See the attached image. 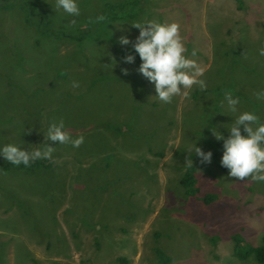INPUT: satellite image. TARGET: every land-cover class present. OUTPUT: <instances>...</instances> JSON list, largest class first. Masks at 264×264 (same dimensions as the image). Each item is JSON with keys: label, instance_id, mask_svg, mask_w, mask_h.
<instances>
[{"label": "rangeland", "instance_id": "1", "mask_svg": "<svg viewBox=\"0 0 264 264\" xmlns=\"http://www.w3.org/2000/svg\"><path fill=\"white\" fill-rule=\"evenodd\" d=\"M119 2L77 0L71 17L55 0H0V148L55 147L40 159L48 169L0 170V264H256L235 257L233 237L260 244L264 182L229 177L213 131L227 138L244 111L264 122L255 95L264 92V0H139L134 19H97ZM146 20L180 25L205 90L159 102L142 61L124 62L132 47L119 38L134 41L131 24ZM83 32L81 43L71 38ZM226 91L239 97L238 113ZM61 119L73 139L83 135L79 148L44 138ZM195 146L212 152L210 164ZM187 169L192 197L179 185ZM206 194L216 197L208 205Z\"/></svg>", "mask_w": 264, "mask_h": 264}, {"label": "clouds", "instance_id": "2", "mask_svg": "<svg viewBox=\"0 0 264 264\" xmlns=\"http://www.w3.org/2000/svg\"><path fill=\"white\" fill-rule=\"evenodd\" d=\"M55 9L62 10L71 17L80 15V8L77 0H55ZM103 21L104 17L97 18ZM77 21H69L70 26H75ZM132 27L139 29V35L134 41L127 36H121L119 43L131 44L134 53L138 54L142 61L137 69L149 83L154 85L155 97L159 102L171 103L178 95L187 97L188 91L193 86H199L203 91L207 84L200 79L204 75L202 68L196 60L188 58L185 53L187 49L180 34V25L176 22L160 23L156 20H146L145 22H135ZM259 54L264 56V47L259 49ZM191 55H197V50L193 49ZM136 56L128 54L123 57L125 63H134ZM112 60L115 61L113 57ZM116 63V61H115ZM107 65V64H106ZM124 75L129 74L128 69H122ZM73 88H78V82L73 81ZM257 99H264V92L255 93ZM224 100L227 108L232 113H238L239 97L233 98L232 93L226 91ZM229 135L225 138L218 131H213L217 140L223 141V155L221 166L228 169V176L237 181L264 182V122L260 118L248 111L240 112L230 127L227 128ZM246 135H242V131ZM31 134V128L27 130ZM47 141L57 142L61 145H71L79 148L84 137L73 139L65 130L64 121L53 122L49 125L46 136ZM193 149H189L191 151ZM195 155L199 157L201 164H210L212 152L203 151L200 147H194ZM55 147L45 145L43 149L28 151L13 144H7L0 148V156H3L10 164L29 166L31 162L39 159H52ZM187 166H193V161H186Z\"/></svg>", "mask_w": 264, "mask_h": 264}, {"label": "trees", "instance_id": "3", "mask_svg": "<svg viewBox=\"0 0 264 264\" xmlns=\"http://www.w3.org/2000/svg\"><path fill=\"white\" fill-rule=\"evenodd\" d=\"M238 2V0H235ZM139 0H122V2L116 3L114 5H108L105 9V14L103 15L104 20L106 21H114V20H131L136 17V14L138 12L139 8ZM41 20L43 17L40 18ZM86 36V33H79L76 36H70L72 39H75L78 41V43H81ZM129 54H133L136 56L135 62H139L140 57L138 54L134 53V50L132 48L129 49ZM6 164L0 165V170L5 172L9 168L15 169V170H21V169H27L28 171L33 170H44L48 169L51 165V162H47L44 160H36L30 163L29 166L25 167L23 164L17 166L10 164L8 161L5 162ZM179 185L185 190V193L187 196H194L195 189H194V177L192 170L187 169L182 177L179 179ZM264 192V188H263ZM215 195L213 194H206L203 195L201 198V203L204 205L210 204L215 199ZM235 240L234 242V255L235 257L239 259H243L247 256H251L253 261L256 264H264V236L260 239V244L258 246H250L248 244L244 245L243 240L238 236L235 235L233 237ZM97 245V243L95 244ZM156 256L160 261L166 262L168 259L164 257V255L160 251H156ZM116 262L119 264H128L127 260L124 258H116Z\"/></svg>", "mask_w": 264, "mask_h": 264}]
</instances>
